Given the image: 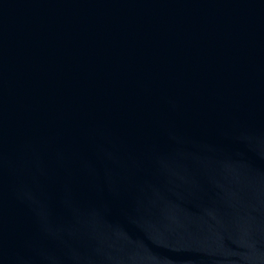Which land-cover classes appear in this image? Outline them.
<instances>
[{
  "label": "water",
  "instance_id": "95a60500",
  "mask_svg": "<svg viewBox=\"0 0 264 264\" xmlns=\"http://www.w3.org/2000/svg\"><path fill=\"white\" fill-rule=\"evenodd\" d=\"M0 264H264V0H0Z\"/></svg>",
  "mask_w": 264,
  "mask_h": 264
}]
</instances>
